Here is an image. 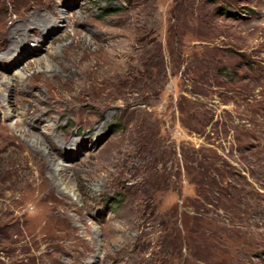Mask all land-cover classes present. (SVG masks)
Instances as JSON below:
<instances>
[{
  "label": "rangeland",
  "instance_id": "1",
  "mask_svg": "<svg viewBox=\"0 0 264 264\" xmlns=\"http://www.w3.org/2000/svg\"><path fill=\"white\" fill-rule=\"evenodd\" d=\"M3 225L0 264H264V0H0Z\"/></svg>",
  "mask_w": 264,
  "mask_h": 264
},
{
  "label": "bare ground",
  "instance_id": "2",
  "mask_svg": "<svg viewBox=\"0 0 264 264\" xmlns=\"http://www.w3.org/2000/svg\"><path fill=\"white\" fill-rule=\"evenodd\" d=\"M24 17L25 18L23 19L21 25L16 26L13 30H11V39L9 40L11 45H21V42H23L22 44L27 43L26 41H28L30 37L28 35L29 33L27 34L28 31L35 33V29L37 28L40 33L42 32L48 34L49 31L53 29V24L50 20L36 16L35 13L33 15L26 13ZM37 23H39V25ZM15 45L13 47H15Z\"/></svg>",
  "mask_w": 264,
  "mask_h": 264
},
{
  "label": "trees",
  "instance_id": "3",
  "mask_svg": "<svg viewBox=\"0 0 264 264\" xmlns=\"http://www.w3.org/2000/svg\"><path fill=\"white\" fill-rule=\"evenodd\" d=\"M258 139H261V137L259 138V137H257V139L255 140V141H258L259 142V140ZM203 159L206 161V159H208L207 157L206 158H204V156H203ZM5 236H7V232H6V227L3 225V226H0V238L2 237H5Z\"/></svg>",
  "mask_w": 264,
  "mask_h": 264
}]
</instances>
